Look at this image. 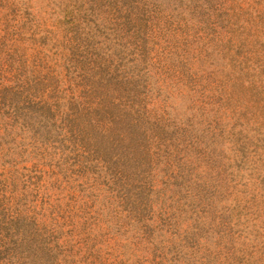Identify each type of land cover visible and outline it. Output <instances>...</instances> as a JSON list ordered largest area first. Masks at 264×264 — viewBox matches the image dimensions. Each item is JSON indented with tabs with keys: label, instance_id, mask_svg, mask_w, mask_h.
<instances>
[{
	"label": "rangeland",
	"instance_id": "374dc122",
	"mask_svg": "<svg viewBox=\"0 0 264 264\" xmlns=\"http://www.w3.org/2000/svg\"><path fill=\"white\" fill-rule=\"evenodd\" d=\"M0 264H264V0H0Z\"/></svg>",
	"mask_w": 264,
	"mask_h": 264
}]
</instances>
